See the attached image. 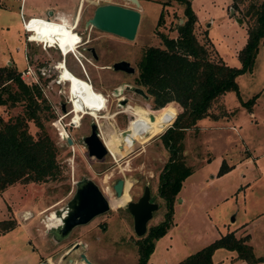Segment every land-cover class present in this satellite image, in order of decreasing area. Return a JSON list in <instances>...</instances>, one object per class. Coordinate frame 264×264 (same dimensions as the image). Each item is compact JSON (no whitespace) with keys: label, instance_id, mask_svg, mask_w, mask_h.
I'll use <instances>...</instances> for the list:
<instances>
[{"label":"rangeland","instance_id":"1","mask_svg":"<svg viewBox=\"0 0 264 264\" xmlns=\"http://www.w3.org/2000/svg\"><path fill=\"white\" fill-rule=\"evenodd\" d=\"M139 1L138 29L135 37L128 39L87 26L85 21L98 4L115 2L132 6L129 0H0V66L12 65L27 83H34L35 77L38 79L54 115L41 112L43 128L29 119L28 130L34 136L46 133L54 140L62 167L56 178L41 182L18 181L0 192V220L15 221L13 228L0 231V264H86L81 252L94 264H137L139 237L134 231L132 214L126 210V202L137 200L145 184L150 186L154 201L159 202L148 226L163 219L166 206L159 194V173L170 153L162 135L173 124L181 106L172 99L168 102L176 105V115L173 110H156L159 108L154 107L152 95L135 78L145 48L164 46L160 32L177 35V25L185 19L184 4L177 0ZM247 2L245 5L238 2L235 7L232 0H191L197 16L194 32L209 48L211 59L240 66L238 52L247 38ZM81 3L80 22L75 30L82 41L76 49L92 61L77 53L86 74L72 52L65 61L58 48L28 42L22 23L31 15L54 19L58 13L73 25ZM161 11L164 22L157 25ZM87 39L89 41L82 44ZM82 45L95 47L97 59ZM120 59L130 61L135 71L129 73L107 67ZM66 66L107 98L105 117L84 114L79 126L72 124L73 103L67 82L60 80V72ZM236 81L239 96L233 90L219 95L211 103L210 114L184 130L178 155L193 171L183 180L173 202V224L155 240L150 264H176L229 231H236L238 236L248 235L247 242L255 255H264V42L259 46L252 70L238 74ZM125 84L142 87L149 97L126 88ZM119 97L128 98L123 108L118 106ZM247 100L251 101L245 105L243 101ZM62 103L71 110L69 113L61 110ZM127 104L140 107L127 113L123 110ZM23 109V103L0 104V118L6 120L22 113ZM118 109L121 112L117 113ZM96 119L100 137L108 146L115 135L123 144L138 136L140 145L122 154L111 148L101 159L89 155L83 136L90 133V123ZM124 128L128 131L126 135L121 134ZM147 133L152 137L147 139ZM65 135L72 138V144L67 143ZM222 162L230 168L219 174ZM84 177L99 185L110 198L111 208L75 226L67 237L56 240L45 225L47 217L53 218L55 210L67 205L76 181ZM117 177L125 178V190L118 202L111 199L117 197L113 189ZM76 242L83 245L67 252ZM216 258L219 264L231 259L224 252ZM235 259L250 264L247 260Z\"/></svg>","mask_w":264,"mask_h":264},{"label":"trees","instance_id":"2","mask_svg":"<svg viewBox=\"0 0 264 264\" xmlns=\"http://www.w3.org/2000/svg\"><path fill=\"white\" fill-rule=\"evenodd\" d=\"M177 1L184 4L185 15V19L177 25V35L160 32L164 46L150 45L145 48L135 78L152 95L154 107L159 108L156 110H173L176 115V105L168 102L172 99L181 106L173 124L162 135L170 153L159 173V194L164 199L166 210L163 219L148 226L146 233L136 240L137 264H150L149 256L155 240L173 224V202L183 180L193 171L178 155V148L183 145L184 130L209 115L211 103L219 95L233 90L239 96L236 77L252 70L259 46L264 42V0H248L245 10L248 16L247 38L238 52L240 66L230 65L223 60L215 61L210 58L209 48L199 41L194 32L197 16L191 7V0ZM238 2L245 5L246 0H232L233 6L238 7ZM163 22L161 11L157 25ZM42 93L39 83L25 82L20 71L12 65L0 66V104H24L22 113L6 120L0 118V192L18 181H46L58 177L62 172L54 140L46 133L34 136L28 130L29 119L43 128L41 112L54 115ZM249 101L243 103L246 105ZM125 145L128 153L140 145L138 136ZM229 168L222 162L218 173L226 172ZM14 225L13 219H2L0 231L10 230ZM247 236H238L234 231H229L176 264H215L212 255L217 248L233 250L237 253L236 258L247 260L250 264L264 261V255H255Z\"/></svg>","mask_w":264,"mask_h":264},{"label":"water","instance_id":"3","mask_svg":"<svg viewBox=\"0 0 264 264\" xmlns=\"http://www.w3.org/2000/svg\"><path fill=\"white\" fill-rule=\"evenodd\" d=\"M133 3L132 6L122 5L115 2H105L95 6L93 13L85 21L87 26H94L99 29L115 33L117 35L133 39L136 35L138 25L141 18L140 1L129 0ZM238 21L241 18L237 17ZM93 56L97 58L95 48L89 47ZM113 69L125 70L126 72H134L135 67L126 59H120L112 63ZM125 87L133 90L145 98L149 94L140 86L125 84ZM126 98L119 100V106L123 108L126 103ZM123 105V106H122ZM150 118L154 115L150 113ZM98 122L92 120L90 123V133L83 136V141L87 147L88 153L98 159L103 158L109 152L104 140L100 137ZM128 131L124 128L121 131L122 135H126ZM67 143L72 144L71 137L65 135ZM125 178L117 177L113 182L115 195L121 196L124 191ZM150 186L145 184L143 193L137 200H129L126 202V207L133 217V227L138 237L143 236L148 228V222L153 217V213L159 208L158 201L151 200ZM111 208L108 197L103 193L99 185L91 178L84 177L76 181V189L64 208L55 210L61 216V223L48 227L56 240H61L68 236L70 231L79 224H84L91 220L94 216L103 213ZM234 220V217H232ZM83 245L80 242L73 244L72 248ZM81 259L86 264H94L86 255L85 252L80 253Z\"/></svg>","mask_w":264,"mask_h":264},{"label":"bare ground","instance_id":"4","mask_svg":"<svg viewBox=\"0 0 264 264\" xmlns=\"http://www.w3.org/2000/svg\"><path fill=\"white\" fill-rule=\"evenodd\" d=\"M52 21L58 22L55 20ZM58 23L60 24L57 25L56 23L47 21L45 19H31L27 25V30H25L35 32L36 38L34 39L40 42L48 41L51 43V45H54L53 43H55L62 50V53L66 54V56L68 52H77L76 46H78V43L82 41L81 36L75 32L73 26L67 22L66 18L62 17V20ZM63 60L66 61V57H64ZM60 80L62 82H67L68 93L71 96L70 100L73 103V109L71 113L74 115V120L72 122L74 125L79 126L81 123V118H83L84 114H89L94 118L106 116L105 113L108 112L107 98L100 91L96 90L91 82L78 77L67 66L61 71ZM130 111L134 112L133 109H130ZM150 137H152V135L147 133L146 138L149 139ZM113 140L114 141L110 143V146L114 150L120 154L126 152L125 143L123 144L122 139L118 135L113 136ZM104 143L110 152V149L105 141ZM122 195L118 197L121 198ZM118 197L113 198L115 200H119ZM54 213L55 216L53 218L50 216L47 217L45 223L47 227H53L62 222L61 216L55 211Z\"/></svg>","mask_w":264,"mask_h":264},{"label":"flooded vegetation","instance_id":"5","mask_svg":"<svg viewBox=\"0 0 264 264\" xmlns=\"http://www.w3.org/2000/svg\"><path fill=\"white\" fill-rule=\"evenodd\" d=\"M82 7H83V3H81V6H80V8H79V12H78V16L76 17V19H74L73 18V25H71V26H73V29L75 30V28L78 26V24H79V22H80V16H81V10H82ZM55 17H54V19H51V18H49V17H46L47 19H45V18H41V19H45V20H47V21H50V22H53V23H56L57 25H59L60 23H58V22H60L61 20H62V16H60L58 13H57V15L55 14L54 15ZM49 19H51V20H49ZM52 20H55V21H58V22H54V21H52ZM62 23V22H61ZM75 24V25H74ZM75 32L76 33H78L76 30H75ZM79 34V33H78ZM34 38H36V35H35V32H29V31H26V40L28 41V42H40V41H38V40H36V39H34ZM89 41V39H87L85 42H82V44H85V43H87ZM44 45H43V47L45 48V47H47V46H49V47H51L52 45H51V43L50 42H42ZM45 43H49V44H47V46H45ZM56 45V44H55ZM57 46V45H56ZM58 47V46H57ZM89 47H91L90 45H88V46H84V45H82V48H84V50H86V51H89V53L93 56V54H92V52H91V50H89ZM59 48V47H58ZM95 48V47H94ZM60 49V48H59ZM76 53H78V51L76 52ZM81 53V52H80ZM63 54V53H62ZM82 55L86 58V60L88 61V62H92L85 54H83L82 53ZM94 57V56H93ZM98 57V56H97ZM95 58V57H94ZM95 59H97V58H95ZM107 67H112V66H107ZM123 71H125V70H123ZM61 73V72H60ZM130 73V72H129ZM132 73V72H131ZM60 77V76H59ZM93 85V84H92ZM70 96V95H69ZM123 98H126V100H128V98L127 97H123ZM119 99H121L120 97L118 98V100ZM126 103H127V101H126ZM118 106H119V104H118ZM123 106V105H122ZM140 107V106H138V105H131V104H127V107H125L123 110H125L127 113H130L131 111H130V109H134V107ZM136 109V108H135ZM61 110L63 111V112H65V111H68L67 110V105L65 104V103H62L61 104ZM120 109H118V111H117V113H119V112H121V110L119 111ZM71 111V110H70ZM70 111H68V113L70 112ZM132 113V112H131ZM72 122H73V120H72ZM109 147V149L111 150V146H108ZM125 147H126V145H125ZM112 150L114 151V152H116V153H118L116 150H114L113 148H112ZM118 154H120V153H118ZM75 189H76V187H75ZM113 201L115 200L114 198H111ZM109 200H110V198H109ZM151 200L152 201H154V199L153 198H151ZM115 201H120V200H115ZM111 203V202H110ZM126 210H128L127 209V207H126ZM129 211V210H128ZM154 214V213H153ZM73 246V245H72ZM71 246V247H72ZM81 246V245H80ZM71 247L69 248V250L67 251V252H69L70 250H76L78 247H76V248H72L71 249Z\"/></svg>","mask_w":264,"mask_h":264},{"label":"crops","instance_id":"6","mask_svg":"<svg viewBox=\"0 0 264 264\" xmlns=\"http://www.w3.org/2000/svg\"><path fill=\"white\" fill-rule=\"evenodd\" d=\"M47 6H49V5H47ZM47 6H46V8H47ZM230 6H231V1H230ZM231 13H232V11H231ZM31 16H36V15H31ZM39 17V16H38ZM236 232V231H235ZM222 252H224L225 254H226V256H230L231 257V259H230V262H225V263H222V262H224L225 260H223L221 263L222 264H246V262L245 261H242V260H236L235 258H236V255H237V253L235 252V251H233V250H228V249H226V248H217L215 251H214V253H213V255H212V258H213V261H214V263L215 264H219L215 259H217L216 258V255L217 254H222ZM218 260V259H217ZM219 261V260H218ZM217 262V263H216ZM262 264H264V262L262 263Z\"/></svg>","mask_w":264,"mask_h":264},{"label":"built area","instance_id":"7","mask_svg":"<svg viewBox=\"0 0 264 264\" xmlns=\"http://www.w3.org/2000/svg\"><path fill=\"white\" fill-rule=\"evenodd\" d=\"M31 19H41L40 17H38V16H29V17H27V18H25V19H23L22 20V23H23V25L25 26V29L27 30V25H28V23L30 22V20ZM30 32V31H29ZM81 42V41H80ZM79 42V43H80ZM78 43V44H79ZM54 45H52L51 47H55V48H58V47H56V45H55V43H53ZM76 48H77V46H76ZM59 49V48H58ZM59 51L60 52H62V50L61 49H59ZM78 51V53L80 54V55H82L81 53H80V51L79 50H77ZM72 52V51H71ZM68 53H70V52H68ZM67 53V54H68ZM72 54L74 55V57H76V59L78 60V62L80 63V65L82 66V68H83V71L85 72V74H86V69H85V66H84V63L82 62V60H81V58H80V56L76 53V52H72ZM63 55V59H64V57H66V54L64 53V54H62ZM33 81L34 82H36V83H39V81H38V79L35 77L34 79H33ZM41 88H42V86H41ZM42 90H43V88H42ZM72 119V118H71ZM73 125H74V123H72Z\"/></svg>","mask_w":264,"mask_h":264}]
</instances>
